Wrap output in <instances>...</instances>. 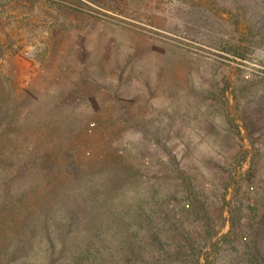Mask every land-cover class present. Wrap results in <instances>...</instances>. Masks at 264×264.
Instances as JSON below:
<instances>
[{
	"label": "rangeland",
	"instance_id": "obj_1",
	"mask_svg": "<svg viewBox=\"0 0 264 264\" xmlns=\"http://www.w3.org/2000/svg\"><path fill=\"white\" fill-rule=\"evenodd\" d=\"M7 194L0 264L264 252V0H0Z\"/></svg>",
	"mask_w": 264,
	"mask_h": 264
},
{
	"label": "trees",
	"instance_id": "obj_2",
	"mask_svg": "<svg viewBox=\"0 0 264 264\" xmlns=\"http://www.w3.org/2000/svg\"><path fill=\"white\" fill-rule=\"evenodd\" d=\"M15 198L12 197L10 194L6 195V198L2 201V204L0 203V220H2L3 222H7L9 219H12L14 217V215L17 213V202H15ZM190 208V205H188ZM198 208V213L197 216L200 215L201 217L202 212L201 209L199 208V206H197ZM192 214L193 212L190 211L189 214ZM260 228H259V235L256 232V234L258 236L263 234V229L262 222L258 223ZM170 225L173 227L174 231L176 232V234L174 235L173 238H178L179 242L171 241V243H169V245H162L160 242V238L163 239V230L158 229H147L146 230V236L149 237V239H153L152 243H149L150 245H152L153 247H156L157 250L161 249V250H165L166 253L167 250L168 251H174V253L172 254V256L170 258L164 257L162 258L161 256H156V258H151L148 259L144 256L143 252L140 249H135L134 245H130V247L126 248L124 247V255L122 259H119L118 261L115 260H105V261H98L99 264H106V261L108 264H111L113 262H119L118 264H182V263H190V264H201V258L198 256L197 258H187L188 257V253H192L193 256L194 252H201L199 249H204V247L197 245L193 239H192V235H189V233L187 231L184 230L183 227H181L180 225H178L177 223H170ZM11 227V226H10ZM9 227V228H10ZM12 228V227H11ZM11 232V231H10ZM0 242H4V241H0ZM54 244L50 242V248L51 250H54ZM66 245L64 246L65 250H69L70 248H65ZM166 247H169L168 249ZM63 249V251H64ZM199 250V251H198ZM197 255V254H196ZM199 255V254H198ZM247 259H246V263L245 264H264V252L262 251V247L258 245V243L252 244V246H250V251L247 253L246 255ZM188 259V260H187ZM81 261V260H80ZM83 262V261H82ZM239 263V261H238ZM76 264H81L80 262H77Z\"/></svg>",
	"mask_w": 264,
	"mask_h": 264
}]
</instances>
